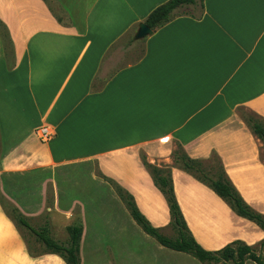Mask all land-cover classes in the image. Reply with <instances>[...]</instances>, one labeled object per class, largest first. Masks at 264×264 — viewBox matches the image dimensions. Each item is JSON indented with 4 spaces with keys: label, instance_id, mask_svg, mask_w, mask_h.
<instances>
[{
    "label": "crops",
    "instance_id": "crops-1",
    "mask_svg": "<svg viewBox=\"0 0 264 264\" xmlns=\"http://www.w3.org/2000/svg\"><path fill=\"white\" fill-rule=\"evenodd\" d=\"M166 1L53 0L58 16L47 0H0V198L60 244L81 226L80 264H201L146 235L102 178L170 236L168 205L141 156L170 167L203 250L264 239L171 156L179 145L192 160L215 157L264 216V145L244 119L264 126V0H203L199 19L176 17L139 39L137 59L110 62L112 48ZM43 125L55 133L46 143L35 134ZM0 264L66 263L0 204Z\"/></svg>",
    "mask_w": 264,
    "mask_h": 264
},
{
    "label": "trees",
    "instance_id": "trees-1",
    "mask_svg": "<svg viewBox=\"0 0 264 264\" xmlns=\"http://www.w3.org/2000/svg\"><path fill=\"white\" fill-rule=\"evenodd\" d=\"M203 11V0H168L156 7L142 22L150 30L155 31L171 20L179 16H190L193 19H199ZM1 33V31H0ZM4 40L6 35H3ZM252 132L262 141L264 145V126L253 116L244 117ZM172 162L174 166L191 174L196 180L207 185L215 195L223 199L230 209L238 216L243 217L256 224L264 231V216L254 212L243 202L230 181L227 179L222 167L217 160L218 168L214 170L209 168L204 172L201 168L204 162L192 160L177 145L172 152ZM211 159V160H212ZM144 167L149 172L154 186L161 192L168 205L170 214V225L176 233V238L171 239L160 234L159 230L153 228L147 220L140 214L136 208L132 197L125 190L120 188L113 181L104 178L114 192L124 204L130 217L137 226L148 236L155 239L161 246L176 252H182L195 258L201 264H245L246 261H252L255 264H264V239L256 245L249 246L240 241H233L223 248L216 251L203 250L193 239L184 223L179 206L173 194L172 181L170 176V167L167 165L156 166L149 164L144 156H141ZM207 163V162H205ZM0 204L6 205L15 215V220L23 227L31 231L38 240L44 245L45 249L51 253L59 255L66 264H80L79 242L81 226H72L67 228L69 241L66 245L56 242L47 229L44 227L38 231L29 228L24 218L11 208L2 197Z\"/></svg>",
    "mask_w": 264,
    "mask_h": 264
},
{
    "label": "rangeland",
    "instance_id": "rangeland-1",
    "mask_svg": "<svg viewBox=\"0 0 264 264\" xmlns=\"http://www.w3.org/2000/svg\"><path fill=\"white\" fill-rule=\"evenodd\" d=\"M50 5L51 8H53L54 12H56L58 14V16H63L62 13L60 12V10L58 9V7L55 5V3L53 2V0H47ZM137 31V27H135L132 31H130L126 36H124V38H122V40L120 42H118L113 48L112 51L108 54L109 60L110 62L112 61L113 58L116 59V65H123L126 63H130L131 61H134L135 59H137L139 57V55L141 54L142 51V45H141V41H131L130 38H132L134 36V34ZM107 60V59H106ZM108 60V61H109ZM114 70L113 68H109L106 69V74L109 75L112 73V71ZM245 116H252L250 114H245ZM213 168L214 170H216L218 168V162L215 159H212L210 161H208L207 163L204 162V164H202L201 168L204 172H208L209 168ZM6 213L12 217L13 219H15V215L12 213V210L7 207L6 205H4ZM174 230H171V234L170 237L171 239L174 238L176 236V233H174ZM196 260V259H195ZM197 262V260H196Z\"/></svg>",
    "mask_w": 264,
    "mask_h": 264
},
{
    "label": "built area",
    "instance_id": "built-area-1",
    "mask_svg": "<svg viewBox=\"0 0 264 264\" xmlns=\"http://www.w3.org/2000/svg\"><path fill=\"white\" fill-rule=\"evenodd\" d=\"M35 134L38 140L42 143L48 142L55 135L54 131L47 125H43L40 128L36 129Z\"/></svg>",
    "mask_w": 264,
    "mask_h": 264
},
{
    "label": "water",
    "instance_id": "water-1",
    "mask_svg": "<svg viewBox=\"0 0 264 264\" xmlns=\"http://www.w3.org/2000/svg\"><path fill=\"white\" fill-rule=\"evenodd\" d=\"M152 34V30H150L146 25H144L143 23H140L138 25L136 34L134 36V39L139 40V39H143L144 37L151 35Z\"/></svg>",
    "mask_w": 264,
    "mask_h": 264
}]
</instances>
